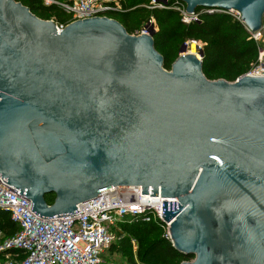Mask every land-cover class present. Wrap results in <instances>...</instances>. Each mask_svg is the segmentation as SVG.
Segmentation results:
<instances>
[{"label": "water", "instance_id": "water-1", "mask_svg": "<svg viewBox=\"0 0 264 264\" xmlns=\"http://www.w3.org/2000/svg\"><path fill=\"white\" fill-rule=\"evenodd\" d=\"M178 1L261 29L264 0ZM145 27L130 35L95 17L58 31L0 0L1 180L41 219L140 186L177 199L162 218L172 247L193 257L181 264H264V76L208 80L202 48L185 54L186 43L167 71Z\"/></svg>", "mask_w": 264, "mask_h": 264}, {"label": "built area", "instance_id": "built-area-1", "mask_svg": "<svg viewBox=\"0 0 264 264\" xmlns=\"http://www.w3.org/2000/svg\"><path fill=\"white\" fill-rule=\"evenodd\" d=\"M45 6H58L69 16L66 24H57L58 31L70 23L95 17H108L109 13L122 12L115 0H40ZM153 10H173L188 25L198 22L202 14H226L240 22L236 11L197 9L186 12L178 0H150L145 6ZM211 12V13H210ZM157 30L154 20L148 22ZM244 26V25H243ZM248 39L258 47L257 65L246 75L264 76V13L261 29L251 32L244 26ZM147 34L143 26L137 36ZM21 191L4 183L0 178V210L8 212L18 231L5 238L0 231L1 264H105L104 255L120 239L119 226L140 219L145 223L159 221L164 236L170 241L169 227L162 218L163 202L177 203V199L142 195L140 186H118L100 191L99 196L76 207L73 215L41 219L31 209V201ZM133 253L137 251L131 242Z\"/></svg>", "mask_w": 264, "mask_h": 264}, {"label": "trees", "instance_id": "trees-1", "mask_svg": "<svg viewBox=\"0 0 264 264\" xmlns=\"http://www.w3.org/2000/svg\"><path fill=\"white\" fill-rule=\"evenodd\" d=\"M28 8L41 20L66 24L69 16L58 6H45L40 0H15ZM61 1V0H56ZM122 12L109 13L108 17L119 22L130 35H137L151 19L157 30L153 34L154 48L163 57V68L170 70L177 59L180 47L188 42L202 48V73L211 81L235 82L257 65L258 47L248 39L244 26L226 14H202L198 22L184 24L173 10L147 9L150 0H115ZM44 200L53 205L55 196L47 194ZM118 242L110 246L106 255H119L127 264H181L193 259L176 251L164 236L159 221L145 223L140 219L119 226ZM10 214L0 210V231L5 238L17 231ZM135 241L134 254L131 242ZM2 256H0V264Z\"/></svg>", "mask_w": 264, "mask_h": 264}, {"label": "rangeland", "instance_id": "rangeland-1", "mask_svg": "<svg viewBox=\"0 0 264 264\" xmlns=\"http://www.w3.org/2000/svg\"><path fill=\"white\" fill-rule=\"evenodd\" d=\"M192 44V43H189ZM198 44V43H197ZM199 45V44H198ZM200 46V45H199ZM105 264H127L124 259H122L119 255H104ZM193 259L189 260L192 261Z\"/></svg>", "mask_w": 264, "mask_h": 264}, {"label": "bare ground", "instance_id": "bare-ground-1", "mask_svg": "<svg viewBox=\"0 0 264 264\" xmlns=\"http://www.w3.org/2000/svg\"><path fill=\"white\" fill-rule=\"evenodd\" d=\"M191 42H188L186 43V52L185 54H189V55H194V56H198V50H197V45L196 43H192V44H189Z\"/></svg>", "mask_w": 264, "mask_h": 264}]
</instances>
